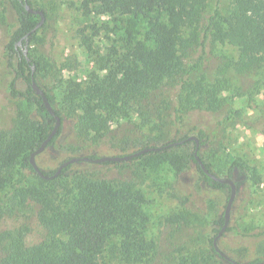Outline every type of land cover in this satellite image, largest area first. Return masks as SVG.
I'll return each instance as SVG.
<instances>
[{
	"label": "trees",
	"instance_id": "16d2710c",
	"mask_svg": "<svg viewBox=\"0 0 264 264\" xmlns=\"http://www.w3.org/2000/svg\"><path fill=\"white\" fill-rule=\"evenodd\" d=\"M25 1L32 8L41 9L35 6V0L3 1L6 8L14 11L18 21L0 59L6 57L7 74L12 77L10 97L18 101L19 112L10 130L0 128V264H106L116 260L140 264L150 261L156 253V244L146 235L149 219L144 212L145 194L133 180L111 182L100 178L91 170L95 164L86 161L77 164L87 169L73 170L70 165L54 179L42 178L33 169L30 155L52 132L56 120L31 86L32 65H35V80L61 119V126L46 149L57 147L71 155L68 159L74 156L97 158L98 147L111 133L112 126L129 118L136 107L142 127L151 124L148 115L152 111L145 104L154 105L156 91L164 85L177 89L178 125H185L191 111L215 112L220 108L217 94L222 88L197 85L191 79L197 65L187 68L184 61L192 59L194 52L205 53L215 44L230 45L237 50L234 69L238 73L261 70L264 67V0H231L226 12L216 7L209 15L206 14L208 0H80L86 16L118 18L124 30L123 51L115 52L113 48L111 53L97 60L103 75L92 72L84 83L67 80L65 89L60 92L61 104L57 89L40 80L41 64L30 49L40 30L33 31L39 16L26 11ZM82 33L84 45L89 48V39ZM26 36L30 61L17 45L20 40L25 45ZM17 81L26 85L24 91L16 88ZM158 118L163 119L161 111ZM231 118L232 114H228L216 126ZM157 127L160 129L157 135L121 139L120 149L126 152L131 148L137 152L160 147L159 151L129 161L100 164L138 163L149 170L166 166L185 182L186 174L194 166L201 179L197 180V185L187 184L183 193L187 201L194 197L195 188L199 190L203 186L228 191L230 195L228 184L214 181L202 170L195 157L196 142L188 141V134L167 142L165 132ZM193 130L199 140L198 155L206 168L217 175L212 163L203 157V148L211 137L209 130L205 127ZM66 131L70 140L62 144L60 139ZM180 141L183 143L167 147ZM125 155L128 154L118 156ZM56 170L43 173L50 176ZM29 173L33 174L35 183L29 184ZM222 178H231L236 185L250 182L256 186L262 182L256 168H248L238 159H232L227 175ZM62 180L68 184L64 187V196L57 192ZM27 210L35 214V228L28 223L11 224L19 213ZM223 224L224 214L213 223L216 235L210 239L208 248L199 247V253L193 249L172 264H213V255L224 259L213 245ZM34 231L40 232L41 238L31 243L28 237ZM231 231L239 234L234 227H227L225 233ZM238 263L264 264V258Z\"/></svg>",
	"mask_w": 264,
	"mask_h": 264
},
{
	"label": "rangeland",
	"instance_id": "374dc122",
	"mask_svg": "<svg viewBox=\"0 0 264 264\" xmlns=\"http://www.w3.org/2000/svg\"><path fill=\"white\" fill-rule=\"evenodd\" d=\"M0 0V58L4 56V46L17 27V17ZM231 0H208L206 14L216 7L226 12ZM35 6L45 10L46 22L30 45L34 58L41 64L40 80L42 84L57 89L58 101L63 98L67 80L84 83L92 72L103 75L98 69L97 60L107 56L114 48L123 51L121 38L123 26L116 16H86L81 9L80 0H35ZM95 26V28H94ZM88 37V46L84 45L82 35ZM192 59H185L187 68L197 65L191 74L193 83L203 86H220L217 98L220 108L214 111H191L185 125L176 122V88L164 85L156 91L153 105L145 104L152 111L148 117L151 124L142 127V120L135 112L129 118L114 124L111 133L104 137L98 147L99 157L118 156L132 153L136 149L123 152L121 139L143 138L144 135H157L159 126L167 142L179 139L185 134L197 136L195 127H205L211 137L203 148V157L212 163V169L220 177L227 175L232 159H238L248 168H256L261 176L259 185L246 183L237 185V194L231 209L228 227L237 228L224 232L218 240L219 248L235 261L244 263L264 258V67L258 72L238 73L234 69L237 50L230 45H210L205 53L194 52ZM6 57L0 59V128L11 129L19 112L17 100L10 97ZM178 86V85H177ZM16 88L24 91L26 85L17 81ZM199 96H195L198 99ZM152 102H154L152 100ZM171 103V104H170ZM144 111L145 107L143 108ZM159 111L162 118H158ZM147 112V111H146ZM228 114L232 118L216 126ZM68 131L60 139L62 144L70 140ZM115 144V146H113ZM71 155L55 149H45L36 156V163L42 171L50 172ZM98 158V157H97ZM87 169L84 165L73 164V170ZM17 169V168H16ZM98 176L111 182L133 180L137 188L146 197L144 212L149 219L147 238L156 244V253L151 260L140 264H172L180 256L203 246H210L214 232V221L224 214L228 191L212 190L203 186L197 190L191 201L183 196L187 184L197 185L201 179L196 167L186 174V182L177 177L168 167L157 170L144 169L138 163L95 164L91 169ZM16 171V170H15ZM29 184L35 183L29 173ZM58 194L66 193L65 180L59 182ZM35 214L32 211L19 213L11 224L28 223L35 228ZM249 235V236H246ZM40 232L34 231L28 241L38 242ZM213 255V254H212ZM213 264H228L224 259L213 255ZM106 264H125L120 261Z\"/></svg>",
	"mask_w": 264,
	"mask_h": 264
},
{
	"label": "water",
	"instance_id": "95a60500",
	"mask_svg": "<svg viewBox=\"0 0 264 264\" xmlns=\"http://www.w3.org/2000/svg\"><path fill=\"white\" fill-rule=\"evenodd\" d=\"M26 11L30 14H34L39 16V22L37 23L36 27L33 29V31L40 29L41 27H43V25L46 22V14L45 11L42 9H35L32 8L27 1H25L24 3ZM28 36V35H27ZM26 36V44L23 45L22 44V40L19 41V45H21L23 48V52L24 55L26 56L27 61H30L31 59L28 56V43H29V39ZM34 72H35V65H32V82H31V86L34 90V92L40 96L43 100V103L46 107V109L49 111V113L55 118L56 123L53 127L52 132L47 136V138L43 141V143L41 144V146L35 150L34 152L31 153L30 155V163L33 167V169L39 174L40 177L42 178H46V179H54L57 176H59L61 174V172L63 171V169L67 168L70 165H73L75 163L81 162V161H86L89 163H93V164H100V163H105V162H123V161H129L131 159H133L134 157L140 156L142 154L148 153V152H152V151H159L161 148L160 147H148V148H144L141 149L137 152H133L131 154L125 155V156H105V157H98V158H91L89 156H74L71 159H68L64 162H62L59 167L57 168L56 172L53 175L50 176H46L43 171L39 168V166L36 163V156L39 155L40 153H42L45 149L46 146L48 145V143L53 139V137L57 134L60 126H61V119L58 115H56L51 103L49 102L44 90L41 88V86L37 83V81L34 78ZM188 141H195L196 142V151H195V157L197 159L198 164L201 166L202 170L210 177L212 178L214 181L220 182V183H224V184H228L230 187V195L228 198V202L224 211V224L221 228V230L219 231V233L217 234V236L214 238L213 240V245L215 250L218 252V254L220 256H222L225 260L233 263V264H239L237 261L233 260L232 258H230L226 253H224L218 245V240L220 239V237L222 236V234L226 231L229 222H230V217H231V209L233 206V203L235 201L236 198V194H237V185L234 182L233 179L231 178H222L219 177L217 175H215L214 173L210 172L205 164L203 163L202 159L200 158V156L198 155V149H199V140L197 137L195 136H190L188 139ZM183 143V141L180 142H176V143H172L169 144L167 147H171L173 145H177V144H181Z\"/></svg>",
	"mask_w": 264,
	"mask_h": 264
},
{
	"label": "flooded vegetation",
	"instance_id": "af4514ba",
	"mask_svg": "<svg viewBox=\"0 0 264 264\" xmlns=\"http://www.w3.org/2000/svg\"><path fill=\"white\" fill-rule=\"evenodd\" d=\"M21 41V40H20ZM23 44V43H22ZM18 46H20V47H22L21 45H19V42H18V44H17Z\"/></svg>",
	"mask_w": 264,
	"mask_h": 264
}]
</instances>
